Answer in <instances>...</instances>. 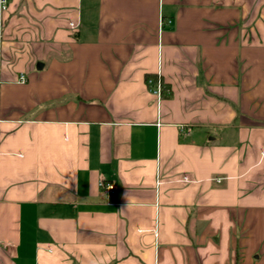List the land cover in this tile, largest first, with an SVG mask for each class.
Returning <instances> with one entry per match:
<instances>
[{
    "label": "crops",
    "instance_id": "crops-1",
    "mask_svg": "<svg viewBox=\"0 0 264 264\" xmlns=\"http://www.w3.org/2000/svg\"><path fill=\"white\" fill-rule=\"evenodd\" d=\"M0 241V264H264V0H7Z\"/></svg>",
    "mask_w": 264,
    "mask_h": 264
},
{
    "label": "built area",
    "instance_id": "built-area-1",
    "mask_svg": "<svg viewBox=\"0 0 264 264\" xmlns=\"http://www.w3.org/2000/svg\"><path fill=\"white\" fill-rule=\"evenodd\" d=\"M6 5H7V0H0V28L2 26V13L6 9ZM163 23L169 24L170 20H163L162 18H159V26H161ZM69 28L74 29L75 28L74 24L69 23ZM19 80L20 82H22L24 81V78L21 76ZM145 85H146L147 91L155 97L156 101H158L162 95V92L164 91L159 73H156L153 76L147 77L145 80ZM184 180L187 181L186 178H184ZM97 188L104 195H111L114 193V190H115L114 184L106 183L104 181H99L97 183ZM0 245L8 246L10 245V243L0 241Z\"/></svg>",
    "mask_w": 264,
    "mask_h": 264
}]
</instances>
